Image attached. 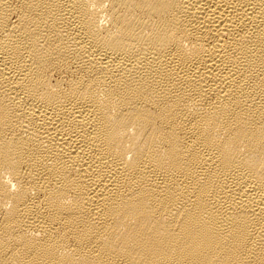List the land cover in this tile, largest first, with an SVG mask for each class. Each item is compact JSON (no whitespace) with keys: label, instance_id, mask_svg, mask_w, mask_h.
<instances>
[{"label":"bare ground","instance_id":"bare-ground-1","mask_svg":"<svg viewBox=\"0 0 264 264\" xmlns=\"http://www.w3.org/2000/svg\"><path fill=\"white\" fill-rule=\"evenodd\" d=\"M0 264H264V0H0Z\"/></svg>","mask_w":264,"mask_h":264}]
</instances>
